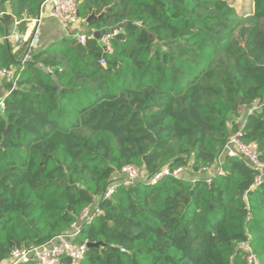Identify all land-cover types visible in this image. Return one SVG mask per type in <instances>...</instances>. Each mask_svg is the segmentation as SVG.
Here are the masks:
<instances>
[{
    "label": "trees",
    "instance_id": "trees-1",
    "mask_svg": "<svg viewBox=\"0 0 264 264\" xmlns=\"http://www.w3.org/2000/svg\"><path fill=\"white\" fill-rule=\"evenodd\" d=\"M41 2L0 0V17L7 6L24 31ZM75 2L80 21L101 15L85 44L40 43L15 88L0 80V264L96 202L74 242L99 246L79 264H264V180L254 186L241 158L209 182L167 176L103 199L127 166L147 177L214 168L236 133L264 164V0L246 12L228 0ZM19 65L0 43V69Z\"/></svg>",
    "mask_w": 264,
    "mask_h": 264
},
{
    "label": "built area",
    "instance_id": "built-area-1",
    "mask_svg": "<svg viewBox=\"0 0 264 264\" xmlns=\"http://www.w3.org/2000/svg\"><path fill=\"white\" fill-rule=\"evenodd\" d=\"M44 8L50 9V16L55 18L63 29L72 27L79 20L77 4L75 0H42L38 17L36 19L26 21L27 26L22 34H16L9 37L5 36L2 38L0 43L9 42L12 40L14 43L24 48V53L19 60L20 67L13 66L7 69H0V80L10 83L12 89L15 88L16 82L19 80L20 71L24 64L32 60L34 51L40 44L38 26L40 24L41 12ZM117 31H115L113 34H106L102 36L101 44L104 52H110L109 38L116 34ZM73 37L76 38L77 41L82 45L85 44V36L73 35ZM0 107H2L1 102ZM257 109L258 108H254L253 110ZM240 137L241 134L236 133L228 139L222 152L220 153L218 165L215 166L216 170L212 174V177L215 174H222L221 170L219 169V165L225 157L241 158L246 162L249 169L257 173L254 186H258L264 180V164L259 160V153L256 146L254 144L242 143ZM204 171H212V168L204 169L197 174ZM121 174H123L124 177L121 180H118L119 183H114L107 188L103 199H108L114 192L116 186L119 184L130 186L138 181H144L147 184L155 185L167 176L189 179L191 181L203 179L198 177L196 174H192L189 167L178 168L173 171H170L168 168H163L156 175L147 177L142 174L139 169L133 166H127L122 169ZM212 177L203 180L209 182ZM92 208L93 211L91 212H88L89 208L85 210L81 215L79 222L73 225L68 232L40 246L13 250L10 253L8 260H6L3 264H22L27 261H33L35 264H79L85 256L87 244H78L75 243L74 240L77 237L80 227L84 224H90L94 217L99 214L98 202L92 205ZM240 248L246 254L248 263H252L254 257L251 254L249 247L245 244H242Z\"/></svg>",
    "mask_w": 264,
    "mask_h": 264
},
{
    "label": "crops",
    "instance_id": "crops-1",
    "mask_svg": "<svg viewBox=\"0 0 264 264\" xmlns=\"http://www.w3.org/2000/svg\"><path fill=\"white\" fill-rule=\"evenodd\" d=\"M27 24L25 25L26 28ZM89 29L86 27L85 22L78 20L72 27L68 29H63L57 22V20L50 16V9L44 8L41 12L40 24L38 26V33L40 36V43L47 44L54 42L63 38L65 36L73 35H84ZM23 31L18 25L16 19L9 12L8 7L6 6L4 12L0 17V41L5 36H14L16 34H22ZM12 47V54L15 58V61L21 59L24 48L14 43L12 40L9 41ZM234 122L238 123V119H234ZM215 167L212 168V171L201 172L196 174L198 177L207 179L212 177V174L215 172Z\"/></svg>",
    "mask_w": 264,
    "mask_h": 264
},
{
    "label": "rangeland",
    "instance_id": "rangeland-1",
    "mask_svg": "<svg viewBox=\"0 0 264 264\" xmlns=\"http://www.w3.org/2000/svg\"><path fill=\"white\" fill-rule=\"evenodd\" d=\"M228 2L231 3L238 12H246L250 8V0H228ZM243 113L244 111L241 113V115H243ZM123 177L124 175L120 173V176H118L116 179L121 180ZM89 211H93L92 206L88 209V212Z\"/></svg>",
    "mask_w": 264,
    "mask_h": 264
},
{
    "label": "water",
    "instance_id": "water-1",
    "mask_svg": "<svg viewBox=\"0 0 264 264\" xmlns=\"http://www.w3.org/2000/svg\"><path fill=\"white\" fill-rule=\"evenodd\" d=\"M101 17V15L96 16L94 13H92L90 16L87 17V19L85 20V24H88L90 21L92 20H97ZM119 28H113L112 30L109 31V34H113L115 31H117ZM93 38L95 39H99V33L98 32H94L93 34ZM99 244H87V248H92V247H98Z\"/></svg>",
    "mask_w": 264,
    "mask_h": 264
}]
</instances>
